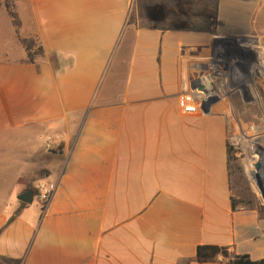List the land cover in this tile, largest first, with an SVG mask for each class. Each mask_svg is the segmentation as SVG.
Masks as SVG:
<instances>
[{"label": "crops", "instance_id": "crops-1", "mask_svg": "<svg viewBox=\"0 0 264 264\" xmlns=\"http://www.w3.org/2000/svg\"><path fill=\"white\" fill-rule=\"evenodd\" d=\"M6 2L0 264H201V246L229 254L204 264L263 260L264 215L234 209L232 111L207 103L227 84L220 47L264 80V0H208L212 23L185 0H14L21 36L44 49L34 64ZM189 93L198 113L181 106ZM45 183L58 185L47 206L18 200Z\"/></svg>", "mask_w": 264, "mask_h": 264}, {"label": "rangeland", "instance_id": "rangeland-1", "mask_svg": "<svg viewBox=\"0 0 264 264\" xmlns=\"http://www.w3.org/2000/svg\"><path fill=\"white\" fill-rule=\"evenodd\" d=\"M186 1L193 4L191 13H198L208 0ZM242 58L240 52L228 53L225 48H219L214 58L215 73L218 81L227 84L217 83L207 106L219 110L227 106L232 111L228 147L236 206L256 209L264 215V195L255 178L260 175L264 185V80L241 68ZM231 70L236 71L234 78L230 77ZM259 164L258 171L256 165ZM30 189L35 191V188ZM37 197L35 203L38 204Z\"/></svg>", "mask_w": 264, "mask_h": 264}, {"label": "trees", "instance_id": "trees-1", "mask_svg": "<svg viewBox=\"0 0 264 264\" xmlns=\"http://www.w3.org/2000/svg\"><path fill=\"white\" fill-rule=\"evenodd\" d=\"M5 6L13 22V25L16 29L18 40L27 52V59L25 60V62L28 64H34L36 63V61L42 60V58L45 56V53L42 45L39 44L38 40L35 38H23L20 34L22 29V21L16 10V5L14 4V0H7ZM192 7L193 4L185 0V3L183 4V8L182 9L180 7L179 8L183 10L186 15H191ZM203 9H202L203 12L201 11V14H203V16L206 15L207 19L210 20V22L212 23L215 20L214 19L215 17L213 16L214 15L213 10L209 9L208 7H203ZM178 25L187 29L189 28L191 23L189 21H185V23H181ZM52 61L54 62V64L58 65L59 59L57 56L54 55L52 56ZM34 192L35 193L38 192V188L35 189ZM234 209H236L235 203H234ZM14 219L15 218H12L9 223H11ZM220 256H224L225 258H228L229 257L228 250L226 248H221L217 246H201L198 248L197 261L201 264L216 262ZM228 264H264V259L260 261H253L249 255H242L228 261Z\"/></svg>", "mask_w": 264, "mask_h": 264}, {"label": "built area", "instance_id": "built-area-1", "mask_svg": "<svg viewBox=\"0 0 264 264\" xmlns=\"http://www.w3.org/2000/svg\"><path fill=\"white\" fill-rule=\"evenodd\" d=\"M181 106L185 109L186 113H198L200 106L193 93L186 94L181 102ZM48 143L55 144V140H49ZM58 191V185L56 183H45L38 186V198L39 202L44 206H47L54 198Z\"/></svg>", "mask_w": 264, "mask_h": 264}, {"label": "water", "instance_id": "water-1", "mask_svg": "<svg viewBox=\"0 0 264 264\" xmlns=\"http://www.w3.org/2000/svg\"><path fill=\"white\" fill-rule=\"evenodd\" d=\"M245 42H251L250 40H246ZM213 92V91H212ZM208 93L210 94V97L213 96L214 93ZM206 94V93H205ZM204 94V95H205ZM199 102L200 104L202 105V108L204 109L205 106H204V101L202 98L199 99ZM261 168V165H256V169L259 171ZM255 178L257 180V185L259 187V189L261 190V192L263 193L264 195V185H263V182H262V178L260 177V175H255ZM18 200L24 204H27V205H31L33 204L34 202V192L33 190H28L27 192H25L24 194H22Z\"/></svg>", "mask_w": 264, "mask_h": 264}]
</instances>
